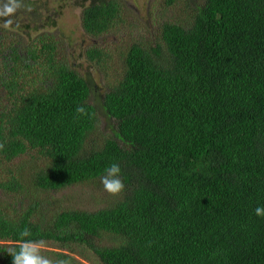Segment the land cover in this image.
<instances>
[{"label": "trees", "instance_id": "trees-1", "mask_svg": "<svg viewBox=\"0 0 264 264\" xmlns=\"http://www.w3.org/2000/svg\"><path fill=\"white\" fill-rule=\"evenodd\" d=\"M19 2L0 19V264L25 228L52 264H264V0H157L156 37L132 39L116 65L86 51L95 88L57 35L24 39ZM80 2L88 36L126 27L124 0ZM177 7L182 19H161ZM114 162L125 187L110 205L51 194Z\"/></svg>", "mask_w": 264, "mask_h": 264}, {"label": "rangeland", "instance_id": "rangeland-1", "mask_svg": "<svg viewBox=\"0 0 264 264\" xmlns=\"http://www.w3.org/2000/svg\"><path fill=\"white\" fill-rule=\"evenodd\" d=\"M9 2L10 0H0V10H3L4 5ZM124 2L123 14L126 15V27L118 35H108L103 39H94L85 33L82 26V15L84 6H87L88 3H82L80 0H63V2L49 0L39 4L33 3V5L25 0L23 10L18 13L29 19L26 22L18 23V25L22 27L23 31H29L28 33L32 34L30 37L26 35V38H24L26 41H30L31 38H34V35L40 32H50L57 35L61 46L64 47L65 51L63 53H66L67 63L77 73L91 80L95 88L96 83L100 86L101 84L104 85V80L97 78L96 68L85 56L90 47L101 46L103 50H107L105 51L107 57L104 56V61H107V64L116 65L119 62L117 55L126 50L132 39L154 38L158 35L157 29L160 17H157L155 13L159 11L156 4L157 0H124ZM183 12L184 9L177 7L170 13L165 12L161 19H182ZM153 13H155V16H153ZM30 14L34 18L30 19ZM4 17L6 18V16H0V19ZM145 24L146 26H144ZM119 58L122 63V57ZM100 77L102 78V75ZM94 88L92 100L98 103V97L100 98L103 94V89L97 90ZM100 121V128L108 132L110 130L108 117L100 115ZM51 194L54 197L63 199L68 207L73 206L88 211L104 208L110 205L112 200L120 197V193L113 195L106 192L101 181L86 182ZM43 249L45 251H56L54 248L48 247ZM71 259L73 261L69 260V264H90L80 255H72Z\"/></svg>", "mask_w": 264, "mask_h": 264}, {"label": "clouds", "instance_id": "clouds-1", "mask_svg": "<svg viewBox=\"0 0 264 264\" xmlns=\"http://www.w3.org/2000/svg\"><path fill=\"white\" fill-rule=\"evenodd\" d=\"M21 7L19 0H10L4 5L3 10H0V16H11L17 8ZM30 10V9H29ZM13 21L7 19L3 22L4 28H11ZM76 111L80 114H86V109L83 106H78ZM122 170L119 163H112L104 169V174L100 177L103 189L109 194H118L124 187V180L121 176ZM255 215L264 218V205H259L255 208ZM21 243L19 249H8V254L12 257V264H52V261L41 254L43 242H34L23 238L31 235L30 229L25 228L19 233ZM58 264H69L68 260H59Z\"/></svg>", "mask_w": 264, "mask_h": 264}, {"label": "flooded vegetation", "instance_id": "flooded-vegetation-1", "mask_svg": "<svg viewBox=\"0 0 264 264\" xmlns=\"http://www.w3.org/2000/svg\"><path fill=\"white\" fill-rule=\"evenodd\" d=\"M1 8V7H0Z\"/></svg>", "mask_w": 264, "mask_h": 264}]
</instances>
